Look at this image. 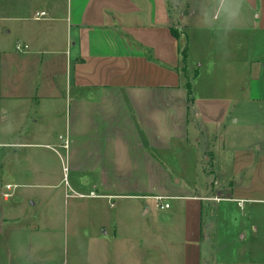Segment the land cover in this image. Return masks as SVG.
<instances>
[{
	"label": "crops",
	"instance_id": "obj_1",
	"mask_svg": "<svg viewBox=\"0 0 264 264\" xmlns=\"http://www.w3.org/2000/svg\"><path fill=\"white\" fill-rule=\"evenodd\" d=\"M218 5L219 0H6L0 11L6 29L0 41V121L17 122V130L0 146L6 148V175L15 177L6 184L12 186V198L13 188L58 185L39 148L58 154L52 142L65 133L72 185L85 191L80 196H89L100 213L104 202L117 209L111 223L91 235L115 254L125 248L119 237L128 232L123 226L151 213L149 208L136 217V199L145 195L129 191L157 187L164 170L152 152L173 149L174 142L199 144L208 133L199 152L211 153L216 200L197 191L179 195L184 201L163 219L174 236L182 237L179 246L170 240L180 251L179 264H203L207 229L221 230L230 221L222 219L224 212L206 220L208 206L216 208L224 199L241 208L264 206V0H243L233 21L216 13ZM172 29L181 33L180 41ZM199 83L201 92L195 88ZM223 83L229 94H238L236 100L245 98L251 115L263 117L261 127L257 120L247 122L261 128L262 138L246 135L253 146L224 156L215 144L224 136L213 126L227 118ZM230 118L239 124L240 118ZM260 219L264 224V215ZM250 222L252 232H258L257 220ZM155 227L150 225L146 235L151 237ZM150 251L141 252V258H151ZM247 251L252 254L253 244Z\"/></svg>",
	"mask_w": 264,
	"mask_h": 264
},
{
	"label": "rangeland",
	"instance_id": "obj_2",
	"mask_svg": "<svg viewBox=\"0 0 264 264\" xmlns=\"http://www.w3.org/2000/svg\"><path fill=\"white\" fill-rule=\"evenodd\" d=\"M5 5L6 0L0 3L2 8L0 11L4 10ZM0 23L1 41L6 36L4 33L6 29L3 22ZM2 76V86L5 91L4 71ZM195 88L197 92H201V83ZM221 92L222 99H226L223 101H229L227 118L220 121L218 126L215 124L213 126L217 127L218 134L224 136L220 144L215 143L216 146L221 147L224 156L234 148L253 146L255 142H252V138H246V135L261 139L260 127L263 124V117L251 115L252 112L248 111L243 103L245 98L236 100L238 94H229L230 88H226L224 83L221 85ZM228 96L230 98H227ZM230 116L240 118L239 124H234V119ZM252 120L258 121L260 125L258 129L247 126V122ZM14 124L17 122L12 121L10 125V121L5 118L0 121V143H5L13 136L14 131L17 130ZM206 130L207 127L204 129L202 126V131ZM207 135L208 133L204 132L199 144L192 141V145L186 147L182 143L174 142L173 149L158 148L152 152L164 170V173L158 174L157 187L151 191H129L135 195H145L136 199L134 215L139 217L149 208L151 213L141 216L140 220L131 219L128 224L126 223L127 227L123 226L122 231L135 233L125 232L119 236L125 248L120 246L118 250L115 249V254L113 251L105 252L104 249H108L107 245L93 241L91 235L100 227L110 224L111 217L116 215L117 209H109L110 206L104 202L100 213L97 211L99 208L89 203V196H80L85 194L82 193L85 191L72 185L74 173L67 156L70 141L65 133L61 138L59 134L56 135L57 138L52 142L58 154L47 147L39 148L41 161L45 166L47 164L52 168L57 179L55 184L58 185L52 189L13 188L15 197H11L9 201L4 200L2 194L9 191L6 184L15 177L6 175L4 154L6 148L0 146V264H179L180 251L170 240L178 242L179 246L184 244L182 237L174 236V233L167 229L163 219L180 207L178 203L184 199L178 197L179 195L197 191L196 194L199 195L207 194L206 200H216L217 197H212L214 193L211 183L216 175L211 171L213 170L210 164L211 160L213 161L211 153L199 152L207 145ZM65 142L67 146L64 145ZM206 154L207 158L204 157ZM30 165H33L32 161ZM226 167L229 168L228 165ZM221 194L226 196L223 192ZM150 195H164L163 197L169 195V197L159 202L155 197H148ZM86 201L88 205H84ZM76 202L83 205L77 206ZM157 203H162L163 206L168 203L171 208L161 209L159 206L157 208ZM224 207L227 208L226 213ZM205 212L208 221L210 219L215 221L216 215L223 212L225 218L222 219L227 218L230 221L227 227L223 222L221 230L207 229L210 240L203 243V264H264V224L260 222V216L264 215L263 205L250 204L241 208L237 203L227 202L224 199L216 208L208 206ZM252 219L257 220L254 225L259 227V231L256 233L252 232L250 222ZM133 221H136L134 225ZM129 224L134 227L131 231ZM150 225L156 226L151 237L146 235L147 231L151 230ZM117 231H120L119 226ZM241 234H246L245 239H241ZM250 244H253L252 254L247 251ZM149 249L153 256L142 259L141 252Z\"/></svg>",
	"mask_w": 264,
	"mask_h": 264
},
{
	"label": "clouds",
	"instance_id": "obj_3",
	"mask_svg": "<svg viewBox=\"0 0 264 264\" xmlns=\"http://www.w3.org/2000/svg\"><path fill=\"white\" fill-rule=\"evenodd\" d=\"M243 0H219L216 13L223 14L229 21L236 20L240 16ZM214 18L219 16L214 14Z\"/></svg>",
	"mask_w": 264,
	"mask_h": 264
},
{
	"label": "trees",
	"instance_id": "obj_4",
	"mask_svg": "<svg viewBox=\"0 0 264 264\" xmlns=\"http://www.w3.org/2000/svg\"><path fill=\"white\" fill-rule=\"evenodd\" d=\"M172 32L175 35V37L180 41L181 40V37H182L181 33H179V31L176 30V29H172ZM180 56H181L182 62L184 64H186V62H187V47H183L181 49ZM187 87H188V90H189V97L191 99L192 98V90H191L192 87H191V83H188V86Z\"/></svg>",
	"mask_w": 264,
	"mask_h": 264
},
{
	"label": "built area",
	"instance_id": "obj_5",
	"mask_svg": "<svg viewBox=\"0 0 264 264\" xmlns=\"http://www.w3.org/2000/svg\"><path fill=\"white\" fill-rule=\"evenodd\" d=\"M42 14H44V13H42ZM18 48H19V49H22L23 47L19 44V45H18ZM64 145L67 146V143L65 142ZM11 188H12L11 185H8V186H7V189H8L9 191L4 193V197H5V198H10V197H12V193L10 192ZM155 198L160 202V201L164 200V198H166V197H163V196H156ZM161 207H162V208H163V207L167 208V207H169V204H165L164 206H161Z\"/></svg>",
	"mask_w": 264,
	"mask_h": 264
}]
</instances>
